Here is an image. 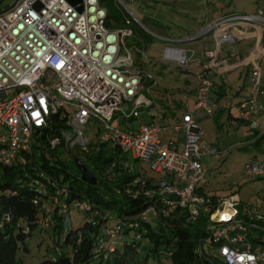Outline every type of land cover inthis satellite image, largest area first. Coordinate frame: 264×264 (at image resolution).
<instances>
[{"label": "built area", "instance_id": "1", "mask_svg": "<svg viewBox=\"0 0 264 264\" xmlns=\"http://www.w3.org/2000/svg\"><path fill=\"white\" fill-rule=\"evenodd\" d=\"M262 14L264 11L259 10L257 15H229L201 31L214 32L216 48L205 51L209 60L198 74L194 99L181 123L173 125V131L186 129V139L179 146L174 137L167 143L161 140V125L154 120L139 122L135 128L122 129L119 125L138 119L141 110L153 101L150 85L145 84L154 80L153 75L135 58L136 52H144L125 40L133 34L130 12L124 16L123 27L109 29L104 24L106 10L99 0H13L0 10V167L26 165L35 147L46 150L50 145L63 144L67 149H86L92 140L86 126L93 123L97 124L95 135L100 141L117 145L122 155L148 163L155 172L169 174L155 179L168 204L197 212L209 200L203 191L207 171L201 158L213 150L201 141L194 113L212 115L218 108L211 98L213 82L206 69H228L227 59L218 58L219 47L235 41L232 27L254 26L257 19L264 20ZM162 58L186 65L192 53L166 44ZM253 64V93L238 102V114L249 128L257 129L255 116L264 112V103L259 102L256 92L264 93V86L262 67L259 61ZM55 113H61L65 121L58 133L50 134L47 128ZM123 166L133 167L127 161ZM244 172L264 175V160L246 163ZM41 174H46L44 169ZM53 184L58 187L55 181ZM53 198L56 200L57 195ZM238 204L239 198L233 194L217 199L211 215L216 220L208 224L206 242L224 264H264V248L248 237L252 228L264 229L257 222L264 220V215L250 213L247 219H237ZM148 211L154 213L155 209L148 208L142 216ZM224 214H228L227 219H223ZM10 218L11 214L4 211L0 222ZM120 228L117 223L106 229V247L110 250L119 240Z\"/></svg>", "mask_w": 264, "mask_h": 264}, {"label": "trees", "instance_id": "2", "mask_svg": "<svg viewBox=\"0 0 264 264\" xmlns=\"http://www.w3.org/2000/svg\"><path fill=\"white\" fill-rule=\"evenodd\" d=\"M99 3L106 10L104 24L107 28L125 25L124 16L128 12L122 5L116 0H99ZM232 12L235 11L226 13ZM147 20L148 17L142 16L137 21ZM133 35L129 45L137 47L139 39L134 30ZM143 35L147 37L145 33ZM138 54L141 55L136 52V62L142 66ZM209 70L206 69L208 74ZM145 84L154 87L155 80H146ZM212 91L218 92L213 86ZM224 94L223 90L213 99L218 105L215 112L229 108L227 117L242 121L230 107L219 105V98ZM152 99L150 107L156 104V99ZM189 104L187 100L184 108ZM165 113L164 110L162 116ZM51 121L47 131L58 133L65 117L55 113L51 115ZM93 140L86 149L74 148L72 152L76 161L81 160L78 155L84 158L82 161L95 176L94 183L83 178L78 169L76 174L67 171L62 160L47 154L57 146L50 145L46 150L35 147L31 159L24 166L0 167V216L4 211L11 214L8 221L0 222V264H22L16 255L17 250L19 247L28 250L26 241L36 229L41 234L46 233L54 242L53 252L37 264H93L95 258H99L97 264L103 260L105 264H224L206 242L210 233L208 224L216 220L211 215L221 196L208 195L204 188L209 200L197 212L178 205L171 206L155 181L159 176H168L167 172L158 173L152 169V173L141 172L134 166L126 168L123 163L128 162L127 156L120 153L117 145ZM85 161L93 163L95 171H91ZM42 169L45 175L41 174ZM54 195H57L56 200ZM80 204H85V207L80 208ZM151 207L155 212L148 211L143 217L142 212ZM71 208L83 211L84 220L76 228L67 227L60 243L64 223H71ZM46 216L47 220H44ZM237 216L247 219L249 214L238 211ZM257 222L264 226V220ZM117 223L121 225L119 240L110 250L106 247L109 241L106 229ZM262 236L264 229L252 228L248 233L251 241H259ZM65 245L67 248L63 249Z\"/></svg>", "mask_w": 264, "mask_h": 264}, {"label": "rangeland", "instance_id": "3", "mask_svg": "<svg viewBox=\"0 0 264 264\" xmlns=\"http://www.w3.org/2000/svg\"><path fill=\"white\" fill-rule=\"evenodd\" d=\"M126 11L133 15L134 22L129 26L134 30L138 37L137 47L144 54L139 55L142 67L146 72L153 75L155 80L154 87L150 86V94L156 99V104L150 108H144L140 112L138 119L132 122V125L124 122L119 123L122 129L129 127L135 128L139 122L156 121L161 125L160 138L163 142H169L172 137L173 125L181 121L182 112L188 110L184 108L187 100L191 103L194 99L196 87L199 79L198 74L204 65L208 62L202 61L201 58H207L205 51L215 46L214 32L208 33L203 38L192 40H181L201 34L215 21L225 19L229 15H236L235 12H244L258 14L259 10L264 11V0H116ZM13 0H2L0 10L8 7ZM227 11H235L226 13ZM142 16L148 17L147 21L139 23L137 20ZM264 17V14H262ZM250 26V25H245ZM264 33V20L257 19L254 26ZM147 37L144 38L143 34ZM134 35L126 37V43L133 39ZM171 44L182 47L192 53V58L188 64L181 65L174 61L163 60L164 45ZM244 54L249 52L253 39H244L240 43ZM135 45V46H136ZM130 46V45H129ZM223 48L230 51L237 48L235 42H225ZM258 49L254 50V52ZM260 56V57H259ZM259 61L264 69V52L259 54ZM222 59L221 56H218ZM198 59H201L198 61ZM253 60V59H252ZM250 59V61H252ZM255 60V59H254ZM253 60V61H254ZM229 63L233 59L228 60ZM249 61V59H248ZM255 61V62H256ZM203 64V65H202ZM209 75L213 80V88L217 89L222 79L226 80L227 90L222 101H218L223 106L225 101L232 103L231 112L234 115L239 113L238 100L241 96H251L253 93L252 81L250 76V66H241L233 70H222L210 68ZM262 86H264V76H262ZM258 93V100L264 102V93ZM212 100L217 97L215 92H211ZM127 107V106H125ZM166 111L162 116V112ZM228 110L220 109L212 115L204 112H195L194 118L201 130V141L213 151L202 155L201 161L203 168L207 171V182L204 184L208 195L227 196L235 195L239 198L238 211L244 213H260L264 215V175H247L244 172V165L251 161L264 160V112L256 114L255 119L259 126L257 129H251L244 121L237 120L233 117H227ZM155 113V116L151 114ZM177 118L180 120L177 121ZM115 123H118L117 121ZM97 124L89 123L86 126L87 134L91 139L98 140L95 135ZM255 131H258L257 134ZM174 136L179 144L186 139V129L182 127L179 131L174 132ZM93 140V141H94ZM73 148L67 149L63 144L49 151L47 154L51 158H59L65 164L67 171L72 174L77 173L78 166L73 155ZM127 156L135 168L143 171L150 170L148 163L133 159L129 154ZM81 160L84 158L80 155ZM86 162V161H85ZM91 171H95V165L86 162ZM79 170V169H78ZM80 172V170H79ZM81 174V172H80ZM71 223H64L63 232L60 235L59 242H63V236L67 227L76 228L83 223L84 212L71 208L69 210ZM227 216V215H226ZM240 219V216H237ZM256 232L252 236L255 237ZM252 241L260 248H264V236ZM21 244V242H19ZM52 238L46 233L36 229L28 237L26 245L27 251L21 247L17 250V257L21 259L22 264H37V262L51 252H53ZM66 245L63 249H66ZM99 258H95L92 263L97 264ZM101 264H105V260Z\"/></svg>", "mask_w": 264, "mask_h": 264}, {"label": "crops", "instance_id": "4", "mask_svg": "<svg viewBox=\"0 0 264 264\" xmlns=\"http://www.w3.org/2000/svg\"><path fill=\"white\" fill-rule=\"evenodd\" d=\"M250 26L248 27L245 25H235L234 27L231 28V32L235 36L234 42L237 43V45H238V47L236 49L233 48L230 51H228L227 49L223 48V46L219 47L218 56H221L222 59H227V61L230 59L231 60L233 59V61L229 63L230 64L229 70H233V69L239 68L241 66H246V68H247L248 65L250 66V70H251L253 65H254L253 62H255L259 58L258 56H259V54H261V52H264V33L259 31V29L257 27L251 28ZM244 39H253V44L251 45L249 52L247 54H244L243 49H242V45L240 44L242 42V40H244ZM215 48H216V46H214V48H212V49H215ZM256 49H258V51L254 52V50H256ZM201 59H202V61H206L205 59H208V58H201ZM248 59H249V61H248ZM250 59L251 60L255 59V60L250 61ZM207 62H208V60H207ZM262 63H264V61H262ZM250 76H251V72H250ZM262 76H264V69H262ZM251 81H252V78H251ZM225 82H226V80L222 79L220 84L223 83V86L219 85L217 87V91H218L217 94L222 92L223 90L224 91L227 90V84ZM224 97H226V96H222L221 98H219V103H220V101H222L224 99ZM247 97L248 96H241L238 101L245 99ZM226 103H227V101H225L224 105H226ZM261 103H264V102H261ZM151 115L155 116V113H152ZM176 119H177V121L180 120V118H177V117H176ZM134 120L135 119H132V121L130 122L131 125H132V122ZM175 123H181V121L175 122ZM181 128L182 127H180L177 131H179ZM177 131H172V137H174L176 142H177V140H176V137L174 136V132H177ZM177 144L179 146H181L183 143L179 144L177 142Z\"/></svg>", "mask_w": 264, "mask_h": 264}, {"label": "water", "instance_id": "5", "mask_svg": "<svg viewBox=\"0 0 264 264\" xmlns=\"http://www.w3.org/2000/svg\"><path fill=\"white\" fill-rule=\"evenodd\" d=\"M69 1L72 2V3H77L80 0H69ZM78 9L81 10L82 6L79 5ZM210 32H211V30L208 29L205 32H203L202 34H198V35L189 37L187 39H181V40H192V39L203 38ZM76 164L78 166V169L81 171L82 177L85 178V179H90L94 183L95 182V176L87 169V167L84 164V162L82 160H77Z\"/></svg>", "mask_w": 264, "mask_h": 264}, {"label": "bare ground", "instance_id": "6", "mask_svg": "<svg viewBox=\"0 0 264 264\" xmlns=\"http://www.w3.org/2000/svg\"><path fill=\"white\" fill-rule=\"evenodd\" d=\"M226 215L228 216V214H224V216H223V217H227ZM224 219H225V218H224Z\"/></svg>", "mask_w": 264, "mask_h": 264}]
</instances>
